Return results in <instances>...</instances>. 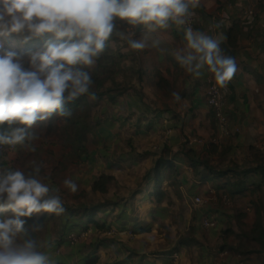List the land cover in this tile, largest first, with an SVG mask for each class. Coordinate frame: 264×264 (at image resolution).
<instances>
[{
	"label": "clouds",
	"instance_id": "obj_1",
	"mask_svg": "<svg viewBox=\"0 0 264 264\" xmlns=\"http://www.w3.org/2000/svg\"><path fill=\"white\" fill-rule=\"evenodd\" d=\"M198 7L200 0H0V37L16 34L23 42L48 37L28 57L6 50L0 41V145H25L37 138L30 131L37 122L54 113L71 116L65 105L89 93L93 81L86 69L94 67L113 36L133 50L148 46L147 35L134 38V33L118 29V20L142 25L149 33L170 24L183 27L186 43L175 51V59L196 77L207 67L216 84L226 88L236 74V60L223 53V34L213 38L190 26L192 10ZM172 95L181 99L179 93ZM39 173V165L28 173L0 170V210L13 214L0 219V264H50L39 250L43 245L25 238L29 230L21 219L65 211L60 196L37 178ZM63 184L78 191L70 178ZM31 230L38 231L39 225Z\"/></svg>",
	"mask_w": 264,
	"mask_h": 264
},
{
	"label": "crops",
	"instance_id": "obj_2",
	"mask_svg": "<svg viewBox=\"0 0 264 264\" xmlns=\"http://www.w3.org/2000/svg\"><path fill=\"white\" fill-rule=\"evenodd\" d=\"M252 3L255 4V12L244 17L242 10ZM198 8L196 30L213 38L223 34L225 38L221 42V49L225 55L236 60V74L222 90L227 97V113L238 130L226 136L217 127L206 99L208 79H214L207 67L196 77L188 73L175 59V51L186 43L183 29L175 24H170L168 29L151 33L142 25L133 26L131 32L127 28L129 34L134 33V38L142 39L145 35L148 37V46L145 49L134 50L137 65L135 61L133 66L139 67L144 74L140 80L143 87L141 89L140 83L133 79V89L122 93L117 103H111L104 98L103 112L107 109L106 113L110 115L106 118L104 114V118L117 120L120 127L125 128V132L126 127L131 126L133 129L137 125L141 130L146 129L148 133L157 134L163 132V119L169 116L172 132L169 135L163 132L165 137L154 144L156 154L166 142L176 149L175 142L181 135L189 134L201 137L203 142L214 141L223 146L229 145L231 153L225 158L232 157L240 164H248L251 159L247 156V160L242 162L239 153L242 151L248 155L250 145L257 147L264 155V0H200ZM231 25L234 27L229 29ZM153 41H158V45H154ZM128 48L130 47L126 45V49ZM174 92L179 93V101L173 97ZM117 130L118 127L108 133ZM152 159L153 154L151 165ZM125 160L122 158L119 161L124 164ZM149 176L151 179V174ZM248 179L257 184L260 175H252ZM179 180L183 203L186 192L208 195L211 189H215L209 180L198 182L191 168ZM138 186H141L139 182L134 188ZM260 197L262 200L258 201ZM143 199L145 200V196L138 198V201ZM232 199L231 205L220 201L211 209L209 218L218 222V229L200 228L196 225L193 234L197 242L178 250L180 259L177 264H237L238 259L244 260L246 264H264V238L257 239L260 238V223H264V188L246 190L233 195ZM149 208L158 207L150 205ZM128 217L124 215L117 220L126 222L129 227L137 223ZM107 219L115 225L114 217L107 215ZM224 243L232 246L231 249L221 247ZM130 247V250L121 249L120 259L125 260L126 264H155L164 262L169 256L168 252L161 253V250L149 254L139 246ZM69 259L70 257L66 260Z\"/></svg>",
	"mask_w": 264,
	"mask_h": 264
},
{
	"label": "rangeland",
	"instance_id": "obj_3",
	"mask_svg": "<svg viewBox=\"0 0 264 264\" xmlns=\"http://www.w3.org/2000/svg\"><path fill=\"white\" fill-rule=\"evenodd\" d=\"M119 27L125 32L127 28L129 32L133 31V26L124 21L119 22ZM129 60L130 65L133 66V62L131 59ZM127 61L125 59L123 65H126ZM135 63L137 65V61ZM107 65L108 63L103 60L98 69V74L103 75L104 71L107 72ZM129 75H131V72H129ZM134 78V75H131L126 80ZM116 79L119 80L120 76L117 75ZM108 84L109 82H107ZM101 109L98 123L86 135L87 156H85V153L81 156L73 153L72 147L69 145V136L72 133L67 120L62 118L48 119L37 122L30 129L35 133L36 139L26 141L25 145H17L16 149L11 152L0 154L1 170L18 169L28 173L33 170L34 166L39 165L40 173L37 178L48 184L52 194L59 195L61 200L71 205L79 203L93 205L102 200L121 202L127 209L129 220H136V224L151 227L149 231L137 235L140 232H134L126 222L117 220L120 217L118 208H108L106 212L109 216L114 217L116 221L112 227L116 230L114 236H110L108 231L102 233L92 229L81 242L69 245L68 243L63 244V238L68 230L71 231L72 229L67 228L64 220L56 225L51 223L32 234V239L37 241L38 246L43 245V247H39V250L48 256L50 264L61 262H68V264L81 262L80 264H84L83 256L91 250L89 243L101 237H107L108 240L112 241L109 249H100L102 250L100 253L103 254L100 260L101 263L108 264L106 256L110 252L106 250H109L116 258L115 260L126 264L125 260L120 259L122 256L121 249L128 250L132 249L130 246H139L142 250L148 251L149 254H154L159 250H161V253H167L177 244L179 235L188 233L189 227L192 226L195 230L196 225H199L195 219V212L188 208L185 199V204L181 199L171 207L163 203L154 209L149 208L151 204L144 199L135 201L137 196L133 197L132 192L140 186L134 187L137 182L143 185L149 181L152 167L151 157L155 153L153 146L157 144V141L160 142L165 135L161 131L157 134L148 133V130H141L137 125L133 129L131 126L126 127L125 132V128L120 127L121 125L117 120H106L102 117L103 104ZM107 111V109L104 111L106 118L110 117L106 113ZM121 124L123 125L124 122H121ZM117 127L116 132L108 133L109 130L111 131ZM186 136H189V134L181 135V137ZM174 146L178 147L177 144ZM30 148L35 150L31 151ZM239 156L242 162L247 160V154H243L242 151ZM122 158L126 159L124 164L119 161ZM100 173L110 174L114 177L113 182L108 184V191L104 194L93 192L90 188L92 181ZM67 178L76 182L78 191L73 193L63 184V181ZM261 200L260 197L258 201ZM228 221L230 222V219ZM199 227L202 226L199 225ZM122 232L123 234H121ZM122 236H127V238H122ZM203 236L205 235L203 234ZM56 249L60 250L59 253L56 252ZM69 257L70 259L67 261L66 259Z\"/></svg>",
	"mask_w": 264,
	"mask_h": 264
},
{
	"label": "trees",
	"instance_id": "obj_4",
	"mask_svg": "<svg viewBox=\"0 0 264 264\" xmlns=\"http://www.w3.org/2000/svg\"><path fill=\"white\" fill-rule=\"evenodd\" d=\"M197 9L199 11V8ZM119 22L122 21H117V27L121 30ZM123 25L125 26V24ZM233 27L234 25H231L229 29ZM126 33H128L127 30ZM47 38L45 36L23 42L22 37L12 34L8 37H0V41L3 42L6 50L15 51L24 57H28L31 53L40 50ZM126 45L127 43L125 41L113 36L108 42L104 53L97 58L95 66L91 69H86L91 73L93 81L89 93L65 105L71 111V116L62 117L54 113L49 118V120L62 118L68 121L72 133L69 136V145L72 147L73 153L77 156H81L87 152L85 144L86 135L94 129V126L99 121L103 104L102 99L107 98L111 103H117L122 93L133 89L131 87L133 85L131 84L133 79L130 81L126 80L128 77L134 75V79L139 83L143 78L144 74L141 69L130 65L129 59L134 63L136 56L133 49H126ZM125 59L128 60V65H123ZM103 60L104 62L107 61L106 63L108 65L107 72L104 71V74L101 75L98 74V69L102 65ZM129 72H131V75H129ZM117 75L120 76L119 80L116 79ZM107 82H109L108 85ZM142 87L143 85L140 83V88L142 89ZM92 95L95 96V99H92ZM102 117L104 118V112ZM229 153H231V147L229 145L223 146L214 141L203 142L201 145H189L187 141H181L176 149L166 142L157 154L156 151L153 153L150 172L151 179L147 184L141 185L137 190H134L132 196H137V201L138 198L145 196V200L155 207H159L163 203L171 207L183 197L179 177L186 174L190 168L198 182H206L209 180L213 188L216 190L223 189L231 196L241 194L246 190L263 189L264 155L260 150L253 145L248 147L247 156L251 159V162L248 164H240L232 157L226 159L225 156ZM257 174L260 175L259 182L257 184L251 183L248 178ZM113 180L114 177L112 175L100 173L92 181L90 188L93 192L104 194L108 191V184L113 182ZM62 203L65 211L60 215L41 212L39 214H33L32 217H21V219L26 221L25 228L29 230L25 238H33L31 226L34 224L39 225L38 231H40L51 223L56 225L63 220L67 228L72 230L80 228L86 230L93 229L105 233L112 229L113 225L107 219V215L109 216V214L106 212V209L108 208H118L119 216L123 217L125 215L127 217V209L124 207V204L117 201L102 200L93 205L84 203L71 205L63 200ZM11 215L13 214L10 210H0V219ZM260 226V238L257 239L264 238V223H260ZM150 227L134 224L131 226V230L138 233L149 231ZM193 231L194 229L191 226L189 227L188 233L179 235L177 244L168 253L171 254L183 246L196 243L197 239ZM111 242L107 237L92 240L89 243L91 250L83 256L84 264H106L100 261L103 256L100 253V249L102 247L110 248ZM63 243H65L64 238ZM221 247H229L231 249L232 246L224 243ZM110 254L112 258L108 257ZM106 258L111 262L110 264H122V261L115 260L116 258H114L112 252L108 253ZM59 264H67V262H61Z\"/></svg>",
	"mask_w": 264,
	"mask_h": 264
},
{
	"label": "built area",
	"instance_id": "obj_5",
	"mask_svg": "<svg viewBox=\"0 0 264 264\" xmlns=\"http://www.w3.org/2000/svg\"><path fill=\"white\" fill-rule=\"evenodd\" d=\"M232 5V4H231ZM193 14L190 17L189 24L190 26L196 30V26L199 20V11L198 9L192 10ZM255 12V4L252 3L246 8L242 10V15L251 16ZM183 29V27H181ZM184 31V30H183ZM206 99L207 102L214 114L217 127L219 131L226 136L231 135L235 130H238L237 126H234L231 123L229 115L226 109L227 97L222 88H220L214 79L209 78L206 86ZM165 127H164V134L169 135L172 132V127L170 124V117H166L163 119ZM181 141H187L189 145H201L203 143V139L196 135H189L186 137H181L175 145L179 144ZM15 147L9 145H0V154L3 152H11ZM1 170V167H0ZM185 203L190 208V210L195 212V219L199 225L207 229H218V222L214 219L209 218V214L211 209H214L215 204L217 205L220 201L225 204L232 203V197L225 193L224 190H216L211 189L208 195L202 194H185L184 196ZM91 229H77L68 231L64 236V242L68 243L69 245H75L81 242L83 239L87 237L90 233ZM110 235L116 234V230L114 228L110 229ZM59 249H56V252L59 253ZM109 258H112V255H109ZM180 259V252L175 251L167 257L164 262H157L155 264H177L178 260ZM237 264H246L244 260L238 259Z\"/></svg>",
	"mask_w": 264,
	"mask_h": 264
},
{
	"label": "bare ground",
	"instance_id": "obj_6",
	"mask_svg": "<svg viewBox=\"0 0 264 264\" xmlns=\"http://www.w3.org/2000/svg\"><path fill=\"white\" fill-rule=\"evenodd\" d=\"M133 228H137V227H133Z\"/></svg>",
	"mask_w": 264,
	"mask_h": 264
}]
</instances>
